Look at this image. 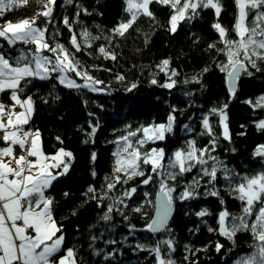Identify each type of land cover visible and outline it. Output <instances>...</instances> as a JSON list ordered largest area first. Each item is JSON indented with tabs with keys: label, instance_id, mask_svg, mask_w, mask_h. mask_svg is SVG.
<instances>
[{
	"label": "snow or ice",
	"instance_id": "obj_1",
	"mask_svg": "<svg viewBox=\"0 0 264 264\" xmlns=\"http://www.w3.org/2000/svg\"><path fill=\"white\" fill-rule=\"evenodd\" d=\"M19 2L27 5L29 0H0V16L4 10L13 9ZM123 11L128 18L122 20L111 30L113 35L125 36L130 28L141 16L155 21L151 5H160L170 9L167 31L177 33L181 24H192L202 19V14L212 10L214 20L211 29L217 34V39L207 44L206 52H215L213 63L224 76V86L227 91V102L213 106L202 114V131L199 136L208 137L207 143L198 146L196 139H188L185 145L168 153L163 147H146L150 144L165 141L174 133L177 108L172 106L165 123L140 124L135 129L131 124L124 126L119 135L110 143L116 145L113 151L114 163L112 167V183L105 176L106 183L100 192L89 186L83 194L88 200H94L98 208H103V215L98 217L96 224L90 226L89 245L92 255L101 257L107 264H123L119 257L124 249L134 254L147 253L154 257L155 264H177L174 253L177 250V239L171 227L177 202L196 201L200 198L215 197L219 200L221 210L217 214L216 227L208 225L206 217L212 216L208 208L185 215H195L207 231L223 237L231 245L236 246L239 234H249L252 243L244 255L236 253L232 264H264V168L259 171L248 170L237 172L229 163L214 155L220 145L221 138L229 144L232 136L228 125V107L232 100L238 98L240 83L244 78H252L256 73H264L260 64L264 63V0H233L236 7L234 23L229 29L221 23L222 12L225 11L224 0H122ZM99 4L100 0H96ZM39 10L31 18H24L18 23L6 22L0 27V38L7 42L16 52L15 55L4 51L0 45V95H7L9 103L0 100V264H85L80 255V246L73 244L66 246V236L63 224L55 216L58 203L51 190L55 184L70 174L75 156L72 151L58 147L53 153H47L41 131L33 127L32 121L36 111L34 96L39 92L37 82L50 83L49 96L58 101L60 96L55 94L57 84L69 90L80 92L87 90L93 93L111 94L112 89L105 82L90 74L77 54L84 48H91L92 42L101 38L93 36L87 28L79 33L73 29V24L79 23L83 12H92L75 0H63V5H74L76 12L70 22L65 15L62 19L64 27L69 31L68 46L61 43L58 37L60 29L55 27L57 0H37ZM62 5V6H63ZM102 15V13H97ZM40 18H43L42 22ZM50 26L55 30L50 31ZM99 27V26H97ZM78 36L80 39H78ZM193 43L198 44L200 37L192 33ZM111 39V37H105ZM99 53L104 59L115 61L117 55L105 46H100ZM91 54V53H89ZM223 56V60L217 57ZM170 60L161 61V72L167 79L159 83L152 78L150 83L160 88L172 89L178 83L189 84L201 82L202 73L191 78L178 81L180 73L170 69ZM111 72V69H103ZM208 67L203 69L206 73ZM78 80L83 83L77 82ZM115 80L120 83L126 77L116 74ZM103 85V87H100ZM203 87V85H201ZM35 88L36 92H32ZM138 88V83L130 82L125 86L128 93ZM32 93V94H29ZM185 96L193 93L186 91ZM43 103H49L45 97H40ZM87 103V101H85ZM254 111L264 109V94L253 99H245ZM103 109V105H98ZM94 117V113L88 114ZM210 117H215L213 123ZM258 131H264V119L255 122ZM244 128V125H241ZM90 131L83 143H95L94 137L100 128L99 119L89 121ZM186 132H192L191 125L183 126ZM219 129V131H217ZM115 134V133H114ZM244 133H240L243 135ZM63 145L64 141L56 137ZM235 152L236 149H231ZM253 158H259L264 164V144L258 145L253 152ZM97 153H90V162L95 164ZM93 178L97 176L94 168L91 170ZM191 179L186 180V176ZM141 178V186L156 188L155 200L152 193L145 191L144 200L136 207H131L130 201L138 192L139 186L125 189L119 197L112 196L117 185H125L130 180ZM225 181L223 190L240 202V212L233 213L226 207L221 196V189L217 187L220 179ZM65 199L70 193L64 191ZM107 202V203H106ZM148 207L154 208V215L149 217ZM189 208L193 205L189 204ZM125 210L139 214L146 219L142 229L129 223L126 235L114 238L116 228L113 214H117L124 221H129ZM76 212L73 211L72 215ZM103 227L98 234L91 229ZM146 232L153 238L150 243L137 240L129 242L136 232ZM195 235L200 226L188 229ZM107 237V238H105ZM156 237H159L157 239ZM145 240L148 237H144ZM103 247H97V242ZM119 245V247H117ZM111 246V247H109ZM216 253L224 249L233 253L234 247L225 248L219 240L215 243ZM184 260L187 264H198L197 260H190L189 256H196L198 252H207L208 246L193 249L184 245ZM139 264V261H137Z\"/></svg>",
	"mask_w": 264,
	"mask_h": 264
},
{
	"label": "trees",
	"instance_id": "obj_2",
	"mask_svg": "<svg viewBox=\"0 0 264 264\" xmlns=\"http://www.w3.org/2000/svg\"><path fill=\"white\" fill-rule=\"evenodd\" d=\"M75 3L87 7L92 15H85L82 12L79 17L80 22L73 24V29L79 33L83 28H87L93 36H101L100 39L92 42L91 48H84L81 53H78L77 58L89 69L91 75L110 86L111 94L93 93L87 90L77 92L57 84L55 94H58L60 99L53 101V98L49 96L50 83L37 82L39 92L34 96L36 111L32 125L40 129L44 149L47 153H53L56 148L64 147L72 151L75 156L70 174L61 178L51 190V194L58 201L54 214L63 224L66 246L73 244L80 246V255L85 264H107L106 261H103L102 256H93L88 247L90 226L96 224L98 217L103 215L104 209L98 208L94 200L86 202L83 194L90 185L100 192L101 186L106 183L105 176L109 177L107 183L114 182L111 179L114 163L112 153L116 150V145L110 141H113L116 135L120 134L118 130H122L127 124H131L135 129L140 124L165 123L172 106H175L177 120L174 125V133L169 135L165 141L146 147H163L166 152L171 153L183 147L188 139H196L198 146H202L208 140L206 136H199V132L202 131V114L213 106L227 102L228 95L224 86V76L213 63L216 53L205 51L207 44L217 39V34L210 27L214 20L212 10H207L202 14V19L194 21L192 24H181L177 33L171 34L167 31L170 9L160 5H151L150 8L156 17L155 21L141 16L125 36L120 37L113 35L111 30L122 20L128 18L123 11L122 0H100L99 4L96 3V0H75ZM62 5L63 0H57V8L54 12L55 27L60 29L61 35L58 37L60 42L68 46L70 33L64 27L62 19L67 15L71 22L76 8L74 5ZM224 5L225 11L222 12L221 23L231 29L237 10L233 0H224ZM38 10L37 0H29L26 6L18 2L13 9L6 8L4 10V14L0 16V27L9 21L13 23L24 18H31ZM97 13H102V15ZM42 20L43 18H40L38 23ZM54 30L50 26V31ZM192 33L201 38L198 44L193 43ZM105 37H111V39H105ZM78 39H80L79 36ZM0 45L3 46L4 51L9 50L7 52L16 54L13 49L8 48L6 41L2 38H0ZM100 46H105L114 52L117 59L115 61L104 59L98 51ZM164 59L170 60V69H176L180 73L178 77H175L178 81L202 73L201 82L186 85L178 83V86L171 92L168 89L152 85L150 81L153 77L161 84L167 79L165 73L157 67ZM217 59L223 60L224 57L219 56ZM260 66L264 68V63ZM205 67L209 68L206 73L203 72ZM103 69H111V72ZM116 74L124 75L126 81L124 83L117 82ZM77 82L83 83L81 80ZM130 82L138 83V88L128 93L125 86ZM186 91H191L193 95L185 96ZM32 92H36V89L33 88ZM261 94H264V73H256L252 78L242 79L238 98L229 103L227 112L232 142L229 144L221 138L220 145L214 155L228 162L229 166L234 167L237 172H245L250 169L259 171L264 168V164L259 158H253L256 147L264 144V131H258L255 126L256 121L264 119V109L254 111L248 104L242 103L245 99L255 100ZM1 97L3 100H8L7 95H1ZM40 97L47 98L49 103H43ZM98 105H103V109ZM90 112L95 116L90 117L88 115ZM96 119H99L100 128L94 137L95 143L85 144L83 141L87 138L86 133L90 131L89 121L95 122ZM210 120L213 123L216 122L215 117H210ZM185 124L191 125L193 131L186 132L183 128ZM241 125H244V128ZM242 132L244 134L240 135ZM56 137H60L64 141L63 145L57 142ZM233 148L236 149L235 152L231 151ZM92 151L97 153L95 164L90 162ZM93 168L97 173L95 178L91 175ZM185 179H191V176H186ZM140 180L141 178L137 177L125 185H117L110 195L119 197L125 189L139 186L133 199L126 201L131 207H136L143 202L145 191L151 192V198L154 200L156 188L141 186ZM224 184L225 181L221 178L217 187L221 189V196L226 202V207L233 213H239L240 202L223 190ZM64 191L70 193L68 199L62 196ZM189 204L193 207L189 208ZM221 207L219 200L215 197H202L196 201L184 203L177 202L171 221V227L178 241L177 250L173 254L177 264H187L184 260L185 244L190 245L193 249L208 246L207 252L201 251L196 253L195 257L189 256L190 260H197L198 264H232V260L238 258L236 253L246 254L252 243L249 234H239L236 246H233L223 237L208 232L207 227L201 224L200 218L195 215H185L186 210L194 213L200 208H208L212 212V216L205 219L208 225L216 227V218ZM147 210L151 217L154 208L148 207ZM73 211L76 212L75 215H72ZM125 211L129 216V221H124L121 216L113 214V223L119 225L114 237L116 239L127 234L129 223L136 225L137 229H142L146 223V219L141 215L132 213L130 210ZM198 225L200 231L195 235L190 234L188 229L196 228ZM102 227L103 222L101 221L100 227L91 229V232L98 234ZM146 236L147 240L144 239ZM156 238L159 239V237ZM152 239L150 234L137 231L134 237L129 238V242L134 244L139 240L142 243H150ZM217 240L224 244L225 248L234 247L233 253H227L224 249L221 250V253H216L214 246ZM97 247H103V243L98 241ZM119 259L123 261V264H137V261L139 264H155L154 257L147 253L136 255L129 249H124V254Z\"/></svg>",
	"mask_w": 264,
	"mask_h": 264
},
{
	"label": "crops",
	"instance_id": "obj_3",
	"mask_svg": "<svg viewBox=\"0 0 264 264\" xmlns=\"http://www.w3.org/2000/svg\"><path fill=\"white\" fill-rule=\"evenodd\" d=\"M0 100H2L3 102H5L6 104L9 103L8 100H3L2 97H1V95H0Z\"/></svg>",
	"mask_w": 264,
	"mask_h": 264
},
{
	"label": "rangeland",
	"instance_id": "obj_4",
	"mask_svg": "<svg viewBox=\"0 0 264 264\" xmlns=\"http://www.w3.org/2000/svg\"><path fill=\"white\" fill-rule=\"evenodd\" d=\"M13 23H18V22H13ZM7 43V42H6ZM7 46H8V48H10V49H13L11 46H9L8 44H7ZM7 51H9V50H7ZM13 51H14V49H13ZM14 55V54H13Z\"/></svg>",
	"mask_w": 264,
	"mask_h": 264
},
{
	"label": "water",
	"instance_id": "obj_5",
	"mask_svg": "<svg viewBox=\"0 0 264 264\" xmlns=\"http://www.w3.org/2000/svg\"><path fill=\"white\" fill-rule=\"evenodd\" d=\"M154 200H155V197H154ZM153 215H154V212H153ZM174 216V215H173ZM173 219V218H172ZM172 221V220H171Z\"/></svg>",
	"mask_w": 264,
	"mask_h": 264
}]
</instances>
